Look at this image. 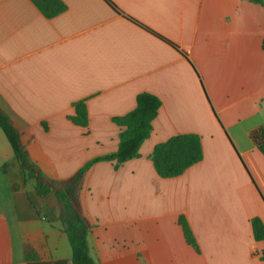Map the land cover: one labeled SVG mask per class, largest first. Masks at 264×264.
I'll return each mask as SVG.
<instances>
[{
    "label": "crops",
    "instance_id": "obj_1",
    "mask_svg": "<svg viewBox=\"0 0 264 264\" xmlns=\"http://www.w3.org/2000/svg\"><path fill=\"white\" fill-rule=\"evenodd\" d=\"M63 1L66 9L47 17L32 0H0V106L32 160L65 179L117 150L113 118L134 109L138 93L162 100L140 157L118 168L99 161L86 174L81 199L96 263L264 264L251 223L264 221V154L250 137L264 125V2L111 0L116 10L106 0ZM78 100L87 127L69 118ZM186 132L201 136L204 158L161 177L154 146ZM26 191L0 127V264H28L27 242L42 260L71 263L61 221L35 217ZM180 214L200 251L186 241Z\"/></svg>",
    "mask_w": 264,
    "mask_h": 264
},
{
    "label": "trees",
    "instance_id": "obj_2",
    "mask_svg": "<svg viewBox=\"0 0 264 264\" xmlns=\"http://www.w3.org/2000/svg\"><path fill=\"white\" fill-rule=\"evenodd\" d=\"M47 17H54L63 12L67 5L63 0H32ZM116 10L118 7L111 0H106ZM264 2V0H254ZM179 50L188 58L180 47L149 29ZM264 49V38L262 41ZM75 113L69 118L77 125L87 127L89 113L85 100L74 102ZM162 106L161 98L149 91L137 94L136 106L128 113L116 116L113 120L121 127L119 145L116 151L96 156L87 161L75 173L65 179L50 178L42 168L32 160L21 130L15 125L12 116L0 106V127L10 142L16 159L24 174L25 181H35L34 190L26 191L24 196L35 217L45 216L49 221L59 220L62 230L66 233L72 248L71 263L67 259L42 260L31 243H25L24 254L28 264H97L90 253L88 236L92 227L86 216L81 199V190L89 169L97 162L115 160L116 168L124 162L140 157L141 146L150 137L153 121ZM252 141L264 154V125L250 132ZM151 158L157 173L164 178L176 177L183 174L189 167L204 158L202 138L198 133L186 132L172 135L167 140L154 146ZM7 167V164H6ZM16 184L13 185L15 190ZM55 199L59 206V214L52 201ZM186 241L197 251L199 244L185 214L178 216ZM253 234L256 240H264V221L255 216L251 219ZM264 258V253L262 255Z\"/></svg>",
    "mask_w": 264,
    "mask_h": 264
},
{
    "label": "rangeland",
    "instance_id": "obj_3",
    "mask_svg": "<svg viewBox=\"0 0 264 264\" xmlns=\"http://www.w3.org/2000/svg\"><path fill=\"white\" fill-rule=\"evenodd\" d=\"M28 180H29V183L27 182ZM28 180H26L25 182H26V185L29 184V187L31 188V192H32L34 189L32 190V183H30V182L32 181L34 183V180L33 179H28ZM49 202L53 203L55 205V209H56V204L54 203V201L52 202L51 200H49Z\"/></svg>",
    "mask_w": 264,
    "mask_h": 264
}]
</instances>
